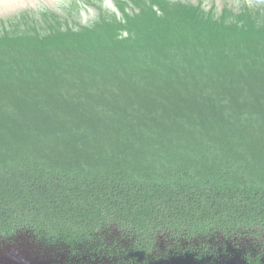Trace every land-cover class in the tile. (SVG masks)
<instances>
[{
  "label": "trees",
  "instance_id": "1",
  "mask_svg": "<svg viewBox=\"0 0 264 264\" xmlns=\"http://www.w3.org/2000/svg\"><path fill=\"white\" fill-rule=\"evenodd\" d=\"M170 7L0 30V245L264 264V25Z\"/></svg>",
  "mask_w": 264,
  "mask_h": 264
},
{
  "label": "flooded vegetation",
  "instance_id": "2",
  "mask_svg": "<svg viewBox=\"0 0 264 264\" xmlns=\"http://www.w3.org/2000/svg\"><path fill=\"white\" fill-rule=\"evenodd\" d=\"M157 0H53L52 3L40 1L38 6L22 10L5 19H0V30L25 31L36 29L46 33L50 27L65 30L66 27L79 29L91 27L101 19L115 18L121 21L124 15L153 11L164 14L170 6L182 5L203 15L221 17L230 14V22L241 15L244 20H252L264 25V0H163L168 8ZM50 4V5H49ZM46 15V16H43ZM237 17V18H236Z\"/></svg>",
  "mask_w": 264,
  "mask_h": 264
},
{
  "label": "water",
  "instance_id": "3",
  "mask_svg": "<svg viewBox=\"0 0 264 264\" xmlns=\"http://www.w3.org/2000/svg\"><path fill=\"white\" fill-rule=\"evenodd\" d=\"M40 1L53 2V0H0V19L34 8ZM43 257L45 261L40 260L37 246L27 239H21L16 245H0V264H49L50 260L46 256Z\"/></svg>",
  "mask_w": 264,
  "mask_h": 264
}]
</instances>
